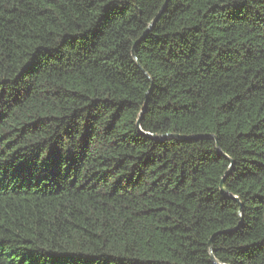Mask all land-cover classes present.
<instances>
[{
    "label": "trees",
    "instance_id": "16d2710c",
    "mask_svg": "<svg viewBox=\"0 0 264 264\" xmlns=\"http://www.w3.org/2000/svg\"><path fill=\"white\" fill-rule=\"evenodd\" d=\"M212 236L264 264V0H0V264H213Z\"/></svg>",
    "mask_w": 264,
    "mask_h": 264
},
{
    "label": "water",
    "instance_id": "95a60500",
    "mask_svg": "<svg viewBox=\"0 0 264 264\" xmlns=\"http://www.w3.org/2000/svg\"><path fill=\"white\" fill-rule=\"evenodd\" d=\"M165 7H166V3L163 4L162 8L159 10V12L155 15V17L152 19V21L150 22V24L148 25V27L146 28V30L143 32L142 36H140V38H138L134 45H133V48L131 50V55L133 57V59H136V50H135V46L137 44H139L143 38L146 36V34L148 33V31L151 29V27L153 26V24L157 21V19L160 17L161 13L165 10ZM151 89V88H150ZM150 92V90H148L147 94ZM147 94H146V99L143 103V106H142V110L141 112H143L145 110V107H146V101H147ZM136 125L139 126V120H137L136 122ZM144 134L149 137V138H152V139H155V138H167V137H172V136H175L174 134H170V133H165V134H162V135H151L150 133H145ZM178 136V138H181V139H197V138H212L215 140V137L212 135V134H198V135H192V136H185V135H176ZM216 147L218 149V143L216 142ZM219 151V149H218ZM230 173V168H228L226 170V172L223 174L221 180H220V184H219V187H220V191L222 194H224L225 196L227 197H230V198H233V199H236L233 195L229 194L227 192V190L225 189V186H224V181L226 179V177L229 175ZM212 241H213V236L209 239L208 241V251H209V256H210V261L213 263V264H222V263H219L216 261V259L214 258V256L212 255L213 253V250H212Z\"/></svg>",
    "mask_w": 264,
    "mask_h": 264
}]
</instances>
